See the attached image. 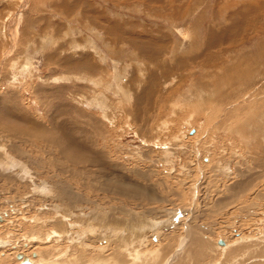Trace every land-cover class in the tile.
<instances>
[{"label": "rangeland", "instance_id": "rangeland-1", "mask_svg": "<svg viewBox=\"0 0 264 264\" xmlns=\"http://www.w3.org/2000/svg\"><path fill=\"white\" fill-rule=\"evenodd\" d=\"M0 217V264H264V0H0Z\"/></svg>", "mask_w": 264, "mask_h": 264}, {"label": "bare ground", "instance_id": "bare-ground-1", "mask_svg": "<svg viewBox=\"0 0 264 264\" xmlns=\"http://www.w3.org/2000/svg\"><path fill=\"white\" fill-rule=\"evenodd\" d=\"M27 121H29V120H27ZM25 135V134H24ZM1 218V217H0ZM0 221H2V218L0 219ZM155 240H156V238H155ZM222 243H223V245H221V246H224L225 245V242L224 241H221ZM1 244V243H0ZM2 245V244H1ZM0 247H2V246H0ZM149 254V253H148ZM17 255H20V257L19 258H17L16 260H18L19 262H21V260L24 258V259H26V261H27V263L28 264H38V261L39 260H35V258H36V256H35V254L33 255L32 254V258H29L28 256H26L25 254H23V253H17L16 255H15V258H16V256ZM151 255V254H150ZM152 256V255H151ZM158 257V254L157 255H155V256H152L153 258H151L150 257V259L151 260H153V261H155L156 259H157V257ZM136 258L135 259H132V261H131V259H130V262H133L132 264H138V262H140V259H142V258H145L146 259V254L145 253H143V254H140L139 255V257H137V255L135 256ZM34 258V259H33ZM141 261H143L144 262V260L142 259ZM33 262V263H32ZM127 263V264H131V263ZM146 262V261H145ZM45 263V262H44ZM20 264V263H19ZM57 264V263H56ZM58 264H68L66 261L65 262H58ZM96 264H98V263H96ZM100 264H102V263H100ZM104 264H108V262L106 263V262H104ZM140 264V263H139Z\"/></svg>", "mask_w": 264, "mask_h": 264}, {"label": "crops", "instance_id": "crops-1", "mask_svg": "<svg viewBox=\"0 0 264 264\" xmlns=\"http://www.w3.org/2000/svg\"><path fill=\"white\" fill-rule=\"evenodd\" d=\"M124 43V42H123ZM124 47V46H123ZM122 50V49H121ZM121 52V51H120ZM119 53V52H118ZM121 53H119V57L121 58V60L122 59H129L130 57V55L128 56V54H127V56L125 55H123V57H122V55H120ZM116 59V58H115ZM81 65H82V63L80 64V62L79 61H77V62H75V64L73 63V69L72 68H69V69H71V70H73V71H69V72H67V74H71V75H76V74H80L79 72L80 71H78V70H80L81 69ZM74 72V73H73ZM66 74V73H65Z\"/></svg>", "mask_w": 264, "mask_h": 264}, {"label": "water", "instance_id": "water-1", "mask_svg": "<svg viewBox=\"0 0 264 264\" xmlns=\"http://www.w3.org/2000/svg\"><path fill=\"white\" fill-rule=\"evenodd\" d=\"M217 245L221 246V245H223V243L221 241H217ZM19 257H20V255H17L16 259L19 258ZM20 264H28V263H27L26 259L23 258L21 260Z\"/></svg>", "mask_w": 264, "mask_h": 264}]
</instances>
